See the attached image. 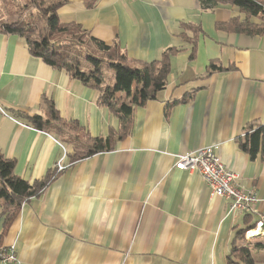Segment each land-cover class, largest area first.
Segmentation results:
<instances>
[{"label": "crops", "instance_id": "obj_1", "mask_svg": "<svg viewBox=\"0 0 264 264\" xmlns=\"http://www.w3.org/2000/svg\"><path fill=\"white\" fill-rule=\"evenodd\" d=\"M60 1L61 24L117 45L132 67L165 52L169 71L117 137L118 116L96 88L0 32V154L30 184L66 165L23 201L0 246L12 245L18 264H243L233 252L243 246L264 264V155L240 145L264 126V33L229 23L260 18L201 0ZM34 114L42 127L30 122ZM94 137L109 138V147L87 153ZM209 145L256 194L252 212H231L230 199L213 195L199 174L174 167L177 154ZM76 151L86 154L69 163Z\"/></svg>", "mask_w": 264, "mask_h": 264}, {"label": "trees", "instance_id": "obj_2", "mask_svg": "<svg viewBox=\"0 0 264 264\" xmlns=\"http://www.w3.org/2000/svg\"><path fill=\"white\" fill-rule=\"evenodd\" d=\"M206 6L216 4H231L239 7L248 16H258L259 24L247 23L237 25L235 20L229 21L237 29L246 30L249 33H264V0H201ZM61 4L60 0L50 2L43 9L44 16L40 21L26 22L18 20L4 22L0 25V32L19 35L23 38L30 53L42 59L52 67L65 70L72 78L84 85L96 88L100 92V103L113 111L119 119V128L112 131L111 135L117 137L125 135L130 127L131 114L134 105L142 104L146 99H151L155 93L165 85L169 71V63L164 52L161 60L144 63L141 67H132L126 63L125 57L119 52L117 45H110L91 36L78 25L61 24L56 10ZM220 27H225L223 23ZM184 27H187L184 25ZM78 32V33H77ZM63 36V38H54ZM74 40V41H72ZM211 69L215 66L211 64ZM106 73H112L114 82H107ZM122 92L130 97V102H119L117 93ZM47 107L52 119L59 120L51 101ZM36 128L44 123L40 115L34 114L29 118ZM92 153L109 147V138L94 137ZM241 148L254 155L261 151L264 155V126L246 133V137L240 142ZM86 154V153H85ZM79 151L69 159L73 163L75 159L85 155ZM57 169L50 168L46 174L33 183H28L23 178L14 174V161L0 154V205L1 228L0 242L8 230L12 221L17 216L20 207L26 199L44 190L56 175ZM255 225V223H254ZM264 229V221L262 222ZM240 234V233H239ZM264 247V244H262ZM243 264H253L249 249L245 246L234 247Z\"/></svg>", "mask_w": 264, "mask_h": 264}, {"label": "built area", "instance_id": "obj_3", "mask_svg": "<svg viewBox=\"0 0 264 264\" xmlns=\"http://www.w3.org/2000/svg\"><path fill=\"white\" fill-rule=\"evenodd\" d=\"M65 167L60 161L56 169L62 170ZM174 167L199 174L213 195L230 199L231 212H252V207L257 201L256 194L252 190L242 189L236 181L237 174L221 162L214 146H202L191 152L177 154ZM257 225L261 226L262 222H257ZM0 264H18L12 245L0 246Z\"/></svg>", "mask_w": 264, "mask_h": 264}, {"label": "rangeland", "instance_id": "obj_4", "mask_svg": "<svg viewBox=\"0 0 264 264\" xmlns=\"http://www.w3.org/2000/svg\"><path fill=\"white\" fill-rule=\"evenodd\" d=\"M49 4L47 0H0V25L18 20L39 22L45 13L43 9ZM54 38H63V36H54ZM109 75L110 73H106V78Z\"/></svg>", "mask_w": 264, "mask_h": 264}, {"label": "bare ground", "instance_id": "obj_5", "mask_svg": "<svg viewBox=\"0 0 264 264\" xmlns=\"http://www.w3.org/2000/svg\"><path fill=\"white\" fill-rule=\"evenodd\" d=\"M258 232H259V229H256V230L251 231L250 233H252V234H256V233H258Z\"/></svg>", "mask_w": 264, "mask_h": 264}]
</instances>
